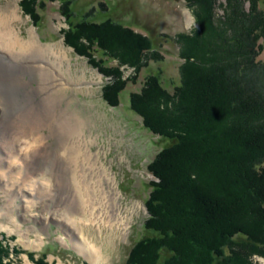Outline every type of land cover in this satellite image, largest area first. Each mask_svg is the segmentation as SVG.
Returning <instances> with one entry per match:
<instances>
[{"label":"rangeland","instance_id":"374dc122","mask_svg":"<svg viewBox=\"0 0 264 264\" xmlns=\"http://www.w3.org/2000/svg\"><path fill=\"white\" fill-rule=\"evenodd\" d=\"M71 1L74 23L83 19V15L90 10L87 18L91 19L94 15V18L96 16L102 21L108 17L139 34L147 35L152 44L154 59L149 58L145 62L146 66L136 68L118 64L115 60L106 58L98 48L91 47L92 59L99 64L103 59L102 66L105 65L109 71L105 72L107 76H103L91 64L92 61L78 55L73 46L66 43L65 34L69 30V22L63 14L60 0H0V13L8 14L9 18L13 16L10 25L20 38L27 39L29 32L33 30L40 44L51 45L58 51L67 53L72 79L69 84L63 85L65 89L62 92L57 86L53 95L59 97L61 94L63 97L60 107L71 100L66 109L73 115V123H84L82 141L79 144L81 152L89 151L91 155L88 163L83 159H80L81 162L71 161L70 155L73 152L68 148L63 151L60 135H52L53 132L42 126V120L45 122L47 119L46 97L56 86L39 92L37 88L42 89L50 84L40 82L38 74L22 72L24 81L37 91L34 90L29 99H23L22 102L19 100L14 112L1 114L0 111V123L4 126L3 130L0 129V242L2 246L8 247V256L2 259L3 264H36L38 261L41 264H126L135 243L153 234L144 227L149 216L145 204L154 188L152 183L159 180L151 174L148 167L157 154L173 140L150 132L143 125L141 117L131 108L130 98L134 94L145 92V89L149 92L147 85L153 83V90L158 93L159 100H152L153 104L148 107L150 116L157 115L163 125L171 118L173 111L169 109L170 104L163 106L160 97L167 100L176 98L175 88L181 84L183 76L181 70L189 62L183 55L181 44L185 41L182 35L192 45L198 37V49H202L205 43L202 45L201 42H204L211 30L215 34L210 36L217 38L220 34L223 42L216 43L215 48L219 52L208 45L207 47H212L213 54L207 51V57H200L201 60H206L202 62L206 70L214 76V81L220 88H225L224 94L232 96L230 103L233 98H240L241 102L235 101V109H239L238 105L243 103L253 107L263 106L264 99L260 98H264V90L261 92L260 89L264 88V84L256 86L260 91L258 97L262 96L258 100L252 93L241 95V86L237 85L248 81L247 75L252 70L248 55L242 56L244 51L249 52L251 49L252 56L257 58L255 61L264 63L263 18L257 17L254 23L249 21L248 27L244 26L248 29L245 32L246 29L240 24L242 16H239L236 9L239 2L245 12H248L250 0H209L206 2L209 16L206 17L203 13L206 19L201 16L202 22L196 16L202 14L203 7L198 0ZM259 1L256 2V11L264 12V0L260 1V6L257 4ZM26 6L29 10L24 8ZM27 11H31L37 20L34 17L32 19ZM188 12L196 19V26L191 29L186 27ZM208 23L212 26L211 29L207 27ZM255 23L259 25L256 31L250 28L256 26ZM238 28L241 31L238 36L247 39L245 45L229 46L226 48L229 51L225 52L224 48L228 46L226 42L231 38H238L235 35ZM79 43L84 45L81 48L87 46L84 40L78 41ZM24 56L22 63H19L22 67L26 63L37 65L41 62L29 54ZM7 60L11 61V58L8 57ZM243 65L245 69L241 70L240 66ZM116 70L118 75L114 76ZM151 78L156 81L153 82ZM113 89L118 90L114 92L117 99L114 104L103 97L106 90V95L112 98L110 90ZM224 112L225 108L220 107L216 115L219 118L221 114L220 122L225 128L237 126L235 123L238 118L233 115L234 111L225 114L227 116L222 115ZM261 113L262 110L258 116ZM258 119L256 124H261L264 129L261 121L264 117ZM168 160L166 156L161 162ZM100 166L107 170L111 182H106L103 175L96 172V168ZM87 168L92 173L88 174L91 181L85 192V179L81 177V182L80 176L81 171H86ZM71 174H74L79 183L78 191L82 192V199L86 200L87 207L84 210H77L72 200L76 190L71 185ZM114 191L120 196V217L131 214V217L124 220L128 225L125 229L122 225L116 228L107 224L116 205L112 197ZM256 213V207H253L252 211L245 214L247 225L255 224L259 217ZM66 221L69 225H66ZM78 231L85 237L87 245H93L99 251L96 263L89 261L74 248V242L79 240L78 234L76 235ZM241 241L243 246L240 248L243 247L242 254L247 257L248 262L264 264V244L251 245L247 240ZM169 255L168 250H161L157 264H163Z\"/></svg>","mask_w":264,"mask_h":264},{"label":"trees","instance_id":"16d2710c","mask_svg":"<svg viewBox=\"0 0 264 264\" xmlns=\"http://www.w3.org/2000/svg\"><path fill=\"white\" fill-rule=\"evenodd\" d=\"M60 1L63 4V14L69 22L70 31L65 34L66 43L71 44L78 55L92 61L91 64L103 76H107V68L102 66L103 59L100 60L101 64L92 59L91 47L98 48L106 58L115 60L118 64L136 68L146 66L145 62L149 58L154 59L152 44L147 35L139 34L108 17L102 21L96 16L94 18V15L91 19L87 18L86 15L91 10L78 23H74L72 1ZM208 1L198 0L203 5L202 14L196 15L199 22H202L201 16L206 19L203 13L206 17L209 16ZM250 1L248 12H245L241 3L236 2V9L243 19L240 24L246 29L245 32L248 29L244 26L248 27L249 21L253 22L257 17L264 20V12L256 11V2L259 0ZM260 1L257 3L259 6ZM24 8L29 10L27 6ZM27 13L37 20L31 11ZM207 27L212 28L209 23ZM257 27L258 24L250 28L256 31ZM240 32L238 28L235 35L238 36ZM212 34H215L213 30L205 36L204 42H201L202 45L205 43L202 49H198V37L192 45L186 40L187 37L181 36L185 41L181 44L183 55L189 62L181 70L183 76L181 84L175 88L176 98L167 100L160 97L162 105L166 107L170 104L169 109L173 111L166 124H161V118L157 115L153 117L152 114L150 116L149 113L148 107L153 104L152 100H159L158 93L153 90V83H147L149 92L145 89V92L134 94L130 98V106L141 117L143 125L150 132L172 139L173 142L159 152L148 167L151 174L159 180L152 183L154 188L145 204L149 216L144 227L153 234L135 243L126 264H157L163 249L170 254L163 264H251L242 254L241 239L253 245L264 244V129L261 124H256L259 122L258 118L264 117V100L261 107L243 103L238 105L239 109L234 108L235 101L241 102L238 96V99L233 98L229 102L232 96L224 94L225 88L216 84L214 76L202 63L206 60L200 59L207 55V51L213 54L211 48L215 49L216 43L223 42L220 34L217 38L210 36ZM240 37L241 35L238 36L240 40H228L224 51H229L226 49L229 46L245 45L247 39ZM83 40L88 47L81 48L84 45L78 44V41ZM208 45L212 47L209 48ZM242 54L250 58L252 70L247 75L248 81L237 83L241 86V91L238 92L241 95L255 94L258 100L262 97H258V92L264 90L261 88L259 91L256 87L257 84H264L261 83L264 81V63L255 61L257 58L252 56L251 49ZM243 68L245 69L244 65L240 66L241 70ZM238 73L241 71L238 70ZM114 74L118 75L117 70ZM116 90H110L112 98L104 90L105 100L114 104L117 100L114 96V92L118 91ZM220 107L225 108L222 115L234 111L233 115L238 118L235 123L237 126L225 128L220 122L221 114L219 118L216 115ZM260 110L262 113L258 116ZM261 121L264 124V120ZM166 156L169 160L161 162ZM253 207H256L259 217L255 224L247 225L244 217ZM29 255L33 257L32 254ZM7 256L8 247L2 246L0 242V264H3L2 259Z\"/></svg>","mask_w":264,"mask_h":264},{"label":"bare ground","instance_id":"6f19581e","mask_svg":"<svg viewBox=\"0 0 264 264\" xmlns=\"http://www.w3.org/2000/svg\"><path fill=\"white\" fill-rule=\"evenodd\" d=\"M11 18H13V16H10L9 18L8 14L0 13V111L1 114L10 111L14 112L16 110V106H18L16 104L19 103V100H21L22 102L23 99L24 100L29 99L30 96H32L34 90L37 91V89H39V92H41L42 90H45L47 88H53V86L54 87L56 86L53 90L49 92L48 96L46 97L47 105H45V111H46L47 119L45 122L44 119L42 120V126L48 128L51 132H53L52 135L55 134H58V136L60 135V138L62 139L61 146L62 148H64L63 151H65V149L68 148V150H71L73 152V155H70L72 157L71 160L72 162H78V161L81 162L82 160L80 161V159H83V161L88 163L89 157L91 155L88 153L89 151L82 153L79 145L82 141L81 140V137L83 135L82 130L84 128L82 126L84 124L83 121H81L80 123L79 122L73 123V115H70V113L67 112L66 109L70 104L71 100H68L65 103L64 107H60L59 104L63 99V97H61V94L59 97L53 95L57 86L60 88V92H62L65 89L63 85L69 84L72 79L70 73V65L68 64L69 58L67 53L58 51L54 46L40 44L35 38L33 30L29 32V36L27 37V39L23 40L22 38H20V35L14 30V28L11 27L10 25ZM24 54H29L33 57V59L36 60L40 59L41 62L37 63V65H31V64L27 65L26 63L25 64L26 66L22 67L19 63H22V59L24 60L25 57ZM8 57L11 58V61L7 60ZM22 72L29 74L30 73L38 74V76L40 77V80L39 79L38 80L40 82L42 83L48 82L50 85L48 87H43L42 89L41 88L33 89L29 87V83L24 81V77H23L24 73ZM80 80L82 81V79ZM57 107L58 109H56ZM0 129L1 130L4 129L2 123H0ZM87 169L86 171L83 172L81 171V176H80V179L81 177L85 179V183L83 185L85 192L89 188L90 186L89 184L91 181L89 180L88 174L92 173V170L90 168L88 170ZM96 172H99L101 175H103V178L106 180V182H111L109 181L110 180L109 173L103 166H100V168L98 169L96 168ZM71 175H73V177L70 176L73 178L71 185L73 186L74 190H76V193L72 195V200L76 204L77 210H80L81 208H83L84 210V208L87 207L85 203L86 200L84 201V199H82L83 194L82 192L78 191L79 183H77L76 177H74V174ZM83 179H81V182L83 181ZM113 195L112 197L114 202H116V205L113 208L114 212L113 214L110 215L109 217L110 220L107 222V224L110 227L115 226L116 228L122 225L123 228L125 229L128 225L127 222L124 220L128 219L129 215L120 217L121 208H120V203L118 201L120 199V196L115 191L113 192ZM129 217H131V214ZM97 221L98 219L95 222ZM99 221L101 220L99 219ZM65 223L66 225H69L67 221ZM70 226L73 227L72 224H70ZM77 234L80 243L79 240L78 242L76 240L73 244L74 248L79 250L80 253H83L85 257L89 259V261H91L92 263H96V261L98 260L97 258L99 256V251H97L93 245H89V244L87 245L85 241V237L82 235L80 231H78L76 235Z\"/></svg>","mask_w":264,"mask_h":264},{"label":"clouds","instance_id":"9594fccd","mask_svg":"<svg viewBox=\"0 0 264 264\" xmlns=\"http://www.w3.org/2000/svg\"><path fill=\"white\" fill-rule=\"evenodd\" d=\"M185 11H187V10H185ZM195 26H196V19H195L194 16H192L190 14V12H188V18H187L186 27L189 28V29H191V28H193Z\"/></svg>","mask_w":264,"mask_h":264}]
</instances>
